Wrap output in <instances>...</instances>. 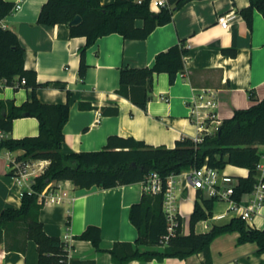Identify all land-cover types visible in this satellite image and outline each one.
I'll use <instances>...</instances> for the list:
<instances>
[{
    "label": "crops",
    "instance_id": "obj_1",
    "mask_svg": "<svg viewBox=\"0 0 264 264\" xmlns=\"http://www.w3.org/2000/svg\"><path fill=\"white\" fill-rule=\"evenodd\" d=\"M7 1L18 7L0 24L17 33L25 47V68L34 70L37 80L46 83L38 88V98L46 103L70 105L69 119L64 126L65 152L99 150L107 144L110 135H132L147 144L174 147L176 140L193 137L198 132L193 109L205 119L208 113H214L215 117L206 122L213 127L230 118L236 109L250 107L264 97V16L255 9L249 26L239 12L250 4L249 0H189L174 11L170 22L156 26L144 39L125 38L116 32L100 36L86 50L85 78L79 75L80 48L86 43L85 36H70L66 23L54 26L38 23L39 11L47 0ZM100 1L105 5L115 0ZM152 9L158 11L161 7ZM231 10L235 12L233 24L226 30L219 24L218 16ZM137 25H143V20H137ZM183 39L188 50L184 70L178 72L173 84L168 73H154L152 99L146 110L117 93L122 66L151 67L158 52ZM204 91L214 93L215 108L197 107ZM31 95V88L15 89L0 80V99L21 104ZM13 126L9 138L39 134V121L33 116L15 118ZM22 152L0 147V213L6 207L21 205L24 187L10 174V158L19 157ZM224 170L237 178L248 173L245 167L231 164ZM191 187L184 188L181 194ZM194 190L195 205L198 190ZM143 192V182L86 188L64 178L52 199L46 192L48 200L40 210V220L48 234L65 241L68 264L74 261L117 264L109 249L117 241L136 239L137 229L129 219V208L140 201ZM226 207L227 202L216 201L212 214L224 212ZM179 213L181 234H189L191 213L189 226L180 207ZM233 217L213 222L201 219L194 231H209L214 224L229 222ZM255 222L259 225L257 228H264V207ZM89 225L100 227L102 250H97L90 240L76 237ZM22 227L19 226L18 233L13 229L8 232L0 244V264H38L34 240H28L24 251L10 244L15 239L20 244L24 242ZM238 236L237 231L221 234L212 240L209 248L185 258L165 257L161 261L145 262L134 259L126 264H264V254L258 252L257 243H238ZM160 248L163 245L141 246L142 250Z\"/></svg>",
    "mask_w": 264,
    "mask_h": 264
},
{
    "label": "trees",
    "instance_id": "obj_2",
    "mask_svg": "<svg viewBox=\"0 0 264 264\" xmlns=\"http://www.w3.org/2000/svg\"><path fill=\"white\" fill-rule=\"evenodd\" d=\"M149 1L138 3L136 0H115L104 5L100 0H47L41 6L37 22L53 26L66 23L70 36L86 37L85 45L80 48L79 64V75L85 78L88 69L86 50L98 37L116 32L125 38L144 39L156 26L170 22L174 11L189 0H169L168 5L158 11L150 7ZM249 3L239 12L251 27L255 9L264 16V0H249ZM16 8L14 2L0 0V22ZM77 15L81 16V20L72 24L71 21ZM139 19L143 20L141 26L137 25ZM187 52L183 39L158 52L151 67L122 66L117 93L146 110L152 99L154 73H168L169 82L173 84L178 72L184 70ZM24 58L25 47L17 33L0 24V80L15 89L31 88L32 94L21 104L0 99V126L9 133L17 117L33 116L39 121L38 135L10 137L2 141L0 147L12 151L22 150L20 159L41 158L50 161L45 171L34 178L32 192L24 190L21 205L18 208L6 207L1 211L0 244L12 229L18 233L21 225L25 233L24 242L20 244L21 241L15 239L10 243L14 249L24 251L28 240L32 239L37 244L38 264H68L65 241L44 230L40 220L44 201L39 199V193L49 184L64 178L72 180L79 187L97 185L110 188L143 182L154 171L166 178L204 163L220 169L231 164L249 170L247 177H239L234 198L240 200L244 193L253 189V174L259 159L257 143L264 142V97L250 107L236 109L230 118L221 121L214 134L205 133L200 142L184 136L176 140L174 147L164 144L155 146L132 135H110L107 144L99 150L65 152L64 126L69 119L70 105L68 102L46 103L38 98V88L46 83L37 80L34 70L25 68ZM23 77L27 79L21 85L18 82ZM251 97L255 98L254 94ZM10 174L13 175L12 172ZM142 196L129 208V219L137 229V237L133 242L117 241L111 246L109 252L114 263L126 264L134 259L145 262L153 259L161 261L165 257L185 258L209 248L215 237L233 231L239 233L238 243L256 242L258 252L264 254V228H251L240 217H233L223 224H214L209 231L196 233V222L208 218L216 202L201 191L197 193L190 215L192 231L183 235L180 227L178 234L163 245L162 237L169 225L163 210V195L144 191ZM76 237L90 240L97 250H102L99 226L89 225ZM143 245H163V248L142 250ZM73 264L78 262L74 261Z\"/></svg>",
    "mask_w": 264,
    "mask_h": 264
},
{
    "label": "built area",
    "instance_id": "obj_3",
    "mask_svg": "<svg viewBox=\"0 0 264 264\" xmlns=\"http://www.w3.org/2000/svg\"><path fill=\"white\" fill-rule=\"evenodd\" d=\"M143 1L145 0H136L138 3H142ZM168 3V0L149 1L151 8L162 7L168 5ZM234 16V10L225 12L218 16V22L222 28L229 30L232 27ZM26 79L23 77L18 83L21 85L25 84ZM199 97L201 103L197 107H216L217 102L214 99V93L212 91H204ZM192 114L196 116L195 123L197 124L198 130L192 137L195 141H202L205 133L214 134L219 123L215 128L206 123L207 119L215 117L214 113H208L206 119L197 109H193ZM7 138H9L8 132L0 126V143ZM257 151L259 153V159L255 165L256 168L253 174L255 184L253 189L250 192L244 193L240 200L234 198V192L239 178L229 174L224 169L212 167L207 163H204L200 167L195 166V168L183 171L180 174H170L166 178L161 177L157 171L149 173L143 181L144 191L154 195L162 193L163 210L169 223L167 233L162 237V244L166 245L179 232L178 228L181 226V221L176 200L184 188L188 186H192L198 191H201L206 197L214 198L216 201L227 202L225 211L211 214L207 218L210 221L213 222L221 220L226 216L234 215V217L243 219L249 227L257 228L255 218L261 213L264 207V142L257 143ZM10 159V170L13 173V177L20 186L24 187V190L28 189L29 192H32L34 178L43 173L50 162L49 159L41 158L20 159L19 157H12ZM247 172L245 177L249 175V170ZM54 184H49L39 193V199L43 200L44 203L48 200L46 192H49V196L51 197L49 199H52V194H55V189L60 185V181ZM24 190L22 191L23 193Z\"/></svg>",
    "mask_w": 264,
    "mask_h": 264
},
{
    "label": "rangeland",
    "instance_id": "obj_4",
    "mask_svg": "<svg viewBox=\"0 0 264 264\" xmlns=\"http://www.w3.org/2000/svg\"><path fill=\"white\" fill-rule=\"evenodd\" d=\"M216 126H217V124L215 123L213 125V128H215ZM194 201H195V190L193 187H191L183 195L179 194V200H177V203H176L178 209L180 207V212L183 216L184 222L188 226H189V215L193 209ZM178 204H179V206H178ZM257 227H259L258 224H257Z\"/></svg>",
    "mask_w": 264,
    "mask_h": 264
},
{
    "label": "water",
    "instance_id": "obj_5",
    "mask_svg": "<svg viewBox=\"0 0 264 264\" xmlns=\"http://www.w3.org/2000/svg\"><path fill=\"white\" fill-rule=\"evenodd\" d=\"M81 20V16L80 15H77V16H75L74 18H73V20L71 21V23L73 24V23H77V22H79Z\"/></svg>",
    "mask_w": 264,
    "mask_h": 264
}]
</instances>
